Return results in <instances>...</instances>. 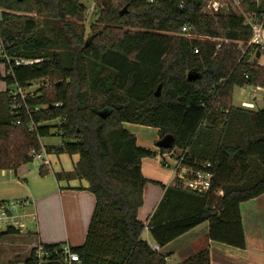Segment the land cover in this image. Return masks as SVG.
I'll return each mask as SVG.
<instances>
[{"label": "trees", "instance_id": "16d2710c", "mask_svg": "<svg viewBox=\"0 0 264 264\" xmlns=\"http://www.w3.org/2000/svg\"><path fill=\"white\" fill-rule=\"evenodd\" d=\"M96 3L100 21L115 27L105 37L85 40L69 20L85 12L80 0H0L4 81L21 87L50 82L25 100L19 97L14 109L10 89L0 91V170L16 172L32 162L31 151L41 149V139L51 136H59L62 144L46 146L48 152L79 155L73 171L56 176L84 180L96 196L87 238L74 247L84 264H168L144 240L145 228L163 247L205 221L210 240L244 249L241 204L264 194V109L233 105L236 87L264 88V65L250 59L261 50L251 47L243 54L235 42H248L251 26L233 5L227 11H206V0ZM124 6L128 9L122 13ZM242 8L259 21L264 18V0H244ZM22 12L54 20L47 29ZM184 24H193L198 35L230 41L188 38L181 34ZM16 58L38 61L17 65ZM85 59L96 69L91 79ZM105 69L110 72L103 74ZM55 119L61 123L53 132L45 123ZM32 121L35 128L29 126ZM124 123L156 127L160 139L174 135L175 147L186 152L191 166L212 163L209 192L195 193L175 178L163 185L164 195L148 222L139 219L148 181L142 161L158 150L138 145ZM252 162L258 174L253 175ZM6 203L1 200L0 207ZM20 231L9 225L0 239ZM33 251L21 257L23 262L31 260ZM7 259L8 264L19 263L18 256ZM177 264H211L210 249Z\"/></svg>", "mask_w": 264, "mask_h": 264}, {"label": "crops", "instance_id": "0c3cea01", "mask_svg": "<svg viewBox=\"0 0 264 264\" xmlns=\"http://www.w3.org/2000/svg\"><path fill=\"white\" fill-rule=\"evenodd\" d=\"M263 57L264 52H261V55L257 56L256 52L253 51L250 59H256L259 64L264 65L260 63ZM250 86H253L255 91L252 95V100L248 102H252L254 104L253 108H255L257 107L256 94L263 93L264 88L255 85H246L240 88L243 89ZM0 91L4 90L0 89ZM233 105L242 107V104ZM253 108L245 109L251 110ZM124 126L136 135L138 145L155 151L159 149L157 146V142L160 140L158 128L134 123H124ZM146 129L153 131V135L150 138H147L145 134ZM73 157L75 159H73L71 167H63L62 170L54 171L55 180L50 183L44 181L41 183L40 189L36 191L38 197H36L35 211L30 213V216L35 219V227L30 229L24 224H14L15 227L21 230L20 233L18 235H7L0 239V246L5 250L7 258L12 259L16 256H21L22 249H24L22 256L26 257L30 255V252L38 242L57 244L68 241L72 246L84 244L96 207V196L86 189L88 185L86 181L68 179L66 177L58 179L56 176V173L73 171L74 164L77 162L79 155L75 154ZM150 158L152 157H146L142 161L143 174L144 168L147 169L144 163ZM153 158L157 159L158 162L160 160L157 156ZM159 163L161 164V162ZM161 166L163 165L161 164ZM165 168L168 169V167ZM147 171L152 172L149 169ZM163 171L164 168H159V171H156L155 174L152 172L153 176L147 177L145 174L144 176L150 178L155 183L172 184L174 180L173 170L171 169L170 179L168 173H164ZM164 192L163 186L159 188L158 185L151 184V182L146 183L144 187V204L138 213L139 219L143 222L146 220L148 222L150 216L157 209ZM6 194L12 193L7 192ZM1 200H6L7 202V199H4V197ZM27 203L28 201L24 204L26 205ZM5 206H8V202ZM8 213L10 214V212ZM241 214L246 236V247L244 249L210 240L208 238L209 222L205 221L167 245L163 247L159 246L158 251L167 257L168 264H177L205 247H209L210 249L211 264H264V194L243 202L241 204ZM2 230H5V228L0 231ZM147 231L154 243L151 246L157 245L149 228Z\"/></svg>", "mask_w": 264, "mask_h": 264}, {"label": "rangeland", "instance_id": "374dc122", "mask_svg": "<svg viewBox=\"0 0 264 264\" xmlns=\"http://www.w3.org/2000/svg\"><path fill=\"white\" fill-rule=\"evenodd\" d=\"M214 1L216 0H206L205 9L210 11L211 9L209 8V5L212 4ZM217 1L225 5L223 9L224 11H227V9L231 8L232 3L230 2V0H217ZM80 2L85 5L86 7L85 12L82 13L80 16L70 18L69 20H71V22L76 24L79 32H83L84 39L86 40L90 35L91 36L101 35L102 37L107 36V34L110 33L111 28H114L115 26L113 25L107 27V25H105L104 22L100 21L101 11L97 6L96 0H80ZM21 14L25 16L33 17L38 22L39 26L44 28H47L49 23L54 20L53 18H51L46 14L42 15L37 12H31V13L22 12ZM260 63L264 64V57L260 61ZM83 64L85 71L89 72V79H91L92 75L96 73V69L94 68L92 62L89 59H85L83 61ZM109 72L110 71L108 69H105L103 71V74H108ZM5 76H6L5 66L3 64H0V89H3L4 91L6 89L12 88V86H8L4 81L3 77ZM46 87H50V82L48 79L33 81L31 85L26 87L24 91L25 96L26 95L33 96L40 89ZM86 88L89 89L90 94L92 95L95 94L93 91L90 90L89 83H87ZM254 91L255 88L253 86L245 87L243 89L240 87H236L233 92V104L240 105L242 104V102H248L252 100V95ZM256 95H257V100H256L257 107L251 110L264 109V92ZM59 123H61V119L48 121L45 124L51 126L53 128L52 131L55 132L54 126L58 125ZM241 126L242 128L245 129L244 123H242ZM145 134L147 138H150L151 135H153V131L151 129H146ZM244 141L246 140L244 139L243 142ZM41 142L45 146H52V145L60 144L61 138L59 136H51V137L42 138ZM42 153L44 155L48 154L52 162L51 166L48 169L41 170L39 167V160L34 158L32 162L21 165L18 168L17 173H15V171L12 169L0 170V200L2 197H4V199H7L8 202L7 207L10 212V214H8V216L10 217H5L0 221V230L4 228L6 229L7 226L14 224L15 225L24 224L28 226L30 229H33L35 227L34 224L35 219L30 216V213L35 211L34 209H35L36 197H38V193L36 191L40 189L41 183H43L44 181L50 183L51 181L55 180L54 171L62 170L63 167H71L72 161L73 159H75L71 154H57L53 152H48L46 150H42ZM159 162L157 161V159L152 157L147 161H145L144 164L146 165L147 169L154 172V174L156 171H159V168H164L163 172L168 173L170 179L171 169L169 168L167 169L161 166ZM255 166L256 163L252 162L253 175L254 173L258 174L254 170ZM144 169H145L144 174L147 175V177H151L154 175L152 172L147 171L146 168ZM147 179H148L147 183L151 182V184H156L159 186V188H162L164 184L167 185V183H162V184L160 182L155 183L152 180H150V178ZM7 192H11L12 194H6ZM27 201L28 203L25 205L24 203H26ZM142 218H144V216H142ZM146 222L147 220L145 221V223ZM143 236H144V240H146L150 245H154L152 237L151 235H149L147 229L144 230ZM73 247H77V246H73ZM22 251L23 254L24 249H22ZM22 254L21 256H18L19 260H22L21 259ZM7 261L8 259L7 256L5 255V250L0 246V264H8Z\"/></svg>", "mask_w": 264, "mask_h": 264}, {"label": "built area", "instance_id": "2783aa9c", "mask_svg": "<svg viewBox=\"0 0 264 264\" xmlns=\"http://www.w3.org/2000/svg\"><path fill=\"white\" fill-rule=\"evenodd\" d=\"M154 1V0H150ZM244 0H230L232 5L236 7L245 17V24L251 26L252 28V37L248 42L243 41H235L238 44V49L245 54L251 47L258 48L261 52H264V18L262 20H258L256 15L247 14L243 8L242 3ZM258 2L259 0H254ZM225 5L219 3L217 0L209 5L211 9L206 10L208 12H217L223 11ZM1 9V8H0ZM0 10V19H1ZM181 34L188 38H201L208 40H217V41H225L229 42V39H220V38H212L210 36H202L198 35L194 32L193 24H184L181 28ZM3 44L0 41V50H2ZM198 52V49H195ZM10 62L6 55L4 56ZM38 60H32L27 58H16L14 59V63L17 65H31ZM26 87H21L17 84L12 85L10 89V93L14 100V104L12 109L17 108V101L20 97L22 100H25L28 96H25ZM242 107L244 108H253L254 104L252 102H242ZM19 123V121H18ZM31 128H35L36 123L32 121L29 125ZM42 143V142H41ZM62 144V142H60ZM42 150L47 151V147L42 144L41 149H33L31 151V155L34 158L39 160V167L41 170L48 169L52 162L48 156V154H43ZM157 157L160 159V162L163 166L171 168L174 172V179L181 178L184 181V186L198 194H207L212 186V181L214 177V172L212 171V163L204 162L199 166H191L186 163V152L176 148L175 146L166 150L158 149ZM174 181V180H173ZM9 210L7 207H0V221L8 216ZM145 229H148L146 227ZM155 250H159V245L153 246ZM30 261L28 262H20V264H50V263H59V264H84L78 252L74 250V247L68 242H62L57 244H44L42 242H38L34 246V251L31 254Z\"/></svg>", "mask_w": 264, "mask_h": 264}, {"label": "water", "instance_id": "95a60500", "mask_svg": "<svg viewBox=\"0 0 264 264\" xmlns=\"http://www.w3.org/2000/svg\"><path fill=\"white\" fill-rule=\"evenodd\" d=\"M127 11V7L124 8V10H122V13ZM193 75V72H190L188 74L189 78H191ZM160 89L161 86L158 88L157 90V95L160 94ZM106 112H102L101 115L105 116ZM157 146L158 148H165V149H169L175 146V137L172 134H167L166 136H164L163 138H161L158 142H157Z\"/></svg>", "mask_w": 264, "mask_h": 264}]
</instances>
